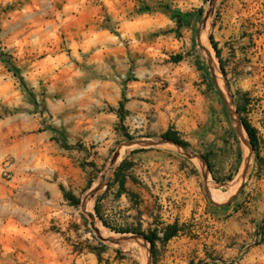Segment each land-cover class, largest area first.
I'll return each instance as SVG.
<instances>
[{
  "label": "rangeland",
  "instance_id": "rangeland-1",
  "mask_svg": "<svg viewBox=\"0 0 264 264\" xmlns=\"http://www.w3.org/2000/svg\"><path fill=\"white\" fill-rule=\"evenodd\" d=\"M8 263L264 264V0H0Z\"/></svg>",
  "mask_w": 264,
  "mask_h": 264
},
{
  "label": "trees",
  "instance_id": "trees-1",
  "mask_svg": "<svg viewBox=\"0 0 264 264\" xmlns=\"http://www.w3.org/2000/svg\"><path fill=\"white\" fill-rule=\"evenodd\" d=\"M210 42L212 44V47L214 49V51L216 52V54H218V48L216 47V44L212 38V36H210ZM6 67L9 70L13 71L14 76H16L20 82V84L22 85V87H24V80L21 76H18L16 70H14V68L11 65V62L9 61L8 58H2L1 60ZM123 108V102L119 103V109L121 110ZM240 123L241 126L244 130V132L247 135V139L249 142V145L252 149V151H256L257 147H258V137H257V133H256V129L251 125V123L245 118V117H241L240 118ZM161 138L166 139L171 141L174 144L180 145L182 147L187 146L186 142H184L183 140H180L179 138H177L174 134V132L167 130L166 132H164L161 135ZM62 146L65 148H69L70 145H68L66 142H62ZM207 161V160H206ZM67 199H70V201H72V203L77 204L78 201L75 200V198L71 195L66 194ZM104 223V222H103ZM179 226L177 223L171 224V225H167L164 228L163 234L162 236H158L157 232L155 231H147V232H137L138 235H140L141 237H143L150 245V251L151 254L153 255L154 253V247H155V241L156 240H161L163 242H167L169 239H171L173 236H175L178 231H179ZM118 232H126V231H122V230H118Z\"/></svg>",
  "mask_w": 264,
  "mask_h": 264
},
{
  "label": "bare ground",
  "instance_id": "bare-ground-1",
  "mask_svg": "<svg viewBox=\"0 0 264 264\" xmlns=\"http://www.w3.org/2000/svg\"><path fill=\"white\" fill-rule=\"evenodd\" d=\"M231 190H234V187L231 188ZM211 197L214 200H218L221 198V195L215 191H211ZM85 201L83 204V208L86 212L91 213L92 212V206H93V201L91 198H86L85 197ZM93 221V220H92ZM94 222V227L98 230V233L104 237H109V236H113L112 233L106 229V227H103L102 224H100L97 219L93 221ZM115 235V234H114Z\"/></svg>",
  "mask_w": 264,
  "mask_h": 264
},
{
  "label": "built area",
  "instance_id": "built-area-1",
  "mask_svg": "<svg viewBox=\"0 0 264 264\" xmlns=\"http://www.w3.org/2000/svg\"><path fill=\"white\" fill-rule=\"evenodd\" d=\"M11 164V159L10 158H6L3 162V165L5 166L3 171H4V174H7V176H9V174L7 173L8 172V168L7 166H9Z\"/></svg>",
  "mask_w": 264,
  "mask_h": 264
},
{
  "label": "water",
  "instance_id": "water-1",
  "mask_svg": "<svg viewBox=\"0 0 264 264\" xmlns=\"http://www.w3.org/2000/svg\"><path fill=\"white\" fill-rule=\"evenodd\" d=\"M208 57L211 59V61H212V57L210 56V54H208ZM242 127V126H241ZM243 129V128H242ZM96 192V190H94L92 193L94 194ZM95 229V231H97L98 232V230L96 229V228H94ZM135 236H137V235H135V234H133V237H135ZM143 238V237H142ZM144 239V238H143ZM145 240V239H144Z\"/></svg>",
  "mask_w": 264,
  "mask_h": 264
},
{
  "label": "crops",
  "instance_id": "crops-1",
  "mask_svg": "<svg viewBox=\"0 0 264 264\" xmlns=\"http://www.w3.org/2000/svg\"><path fill=\"white\" fill-rule=\"evenodd\" d=\"M8 264H11V263H8Z\"/></svg>",
  "mask_w": 264,
  "mask_h": 264
}]
</instances>
